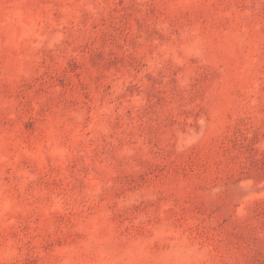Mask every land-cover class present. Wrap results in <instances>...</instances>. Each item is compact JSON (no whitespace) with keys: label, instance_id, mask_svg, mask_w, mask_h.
<instances>
[{"label":"rangeland","instance_id":"374dc122","mask_svg":"<svg viewBox=\"0 0 264 264\" xmlns=\"http://www.w3.org/2000/svg\"><path fill=\"white\" fill-rule=\"evenodd\" d=\"M0 264H264V0H0Z\"/></svg>","mask_w":264,"mask_h":264}]
</instances>
